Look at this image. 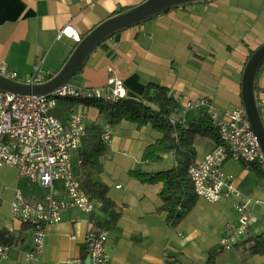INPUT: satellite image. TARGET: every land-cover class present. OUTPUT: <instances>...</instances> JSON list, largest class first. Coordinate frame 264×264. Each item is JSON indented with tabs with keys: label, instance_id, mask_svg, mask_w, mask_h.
<instances>
[{
	"label": "crops",
	"instance_id": "1",
	"mask_svg": "<svg viewBox=\"0 0 264 264\" xmlns=\"http://www.w3.org/2000/svg\"><path fill=\"white\" fill-rule=\"evenodd\" d=\"M143 0H0V70L26 81L39 65L45 79L55 74L77 44L58 33L72 27L82 38L107 17ZM264 43V0H206L172 9L137 26L124 29L102 42L72 80L76 86L102 88L120 79L126 98L143 101L150 83L168 88L176 99H208L218 113L243 107L241 79L250 54ZM256 96L264 123V63L256 78ZM125 98V99H126ZM71 111L86 114V126L108 125L98 109L79 101ZM204 111L185 112L184 124H192ZM173 117H182L181 112ZM65 119V120H66ZM107 141L109 154L95 179L106 185L121 209L111 221L94 201L92 212L69 207L61 220L47 226L44 250L37 260L26 259L33 247V230L13 217L11 204L17 190L29 203L42 202L50 193L66 198L63 181L49 191L18 176L16 168L0 169V230L12 237L8 256L0 264H88L86 236L107 230L106 251L112 264H162L167 251L181 264H204L210 250H217L216 264H264L263 254H252L244 243L264 232V205L250 204L256 218L247 233L229 250L218 241L228 223H237L235 204L245 197L264 203V176L252 165L229 159L223 168L235 177L241 196L210 203L197 197L193 207L177 223L168 221L158 208L163 200L162 182L142 183L130 171L164 170L176 164L173 154L151 163L147 145L161 137L150 124L139 127L123 120L114 125ZM215 143L195 138L194 162L203 159ZM75 157V156H74Z\"/></svg>",
	"mask_w": 264,
	"mask_h": 264
},
{
	"label": "built area",
	"instance_id": "2",
	"mask_svg": "<svg viewBox=\"0 0 264 264\" xmlns=\"http://www.w3.org/2000/svg\"><path fill=\"white\" fill-rule=\"evenodd\" d=\"M67 35L75 41L80 36L72 27H65L58 37ZM39 65L27 78L29 82H40L44 78L39 73ZM1 73L14 78L2 68ZM72 98L81 102L100 101L109 104L126 98V90L120 79H113L102 88H85L72 82L56 91L38 96H17L0 91V169L4 166L16 168L21 179H27L38 186L51 190L55 180H62L66 198L55 199L50 193L42 202H27L19 190L11 204L13 217L33 230V247L26 259L37 260L44 250L47 226L61 220V212L76 207L92 212L94 201L82 190L75 175V167L81 162V149L86 134V114L71 111L66 120H61L49 112L57 107L60 99ZM182 117L169 118L175 126L184 124L186 111H204L217 128L220 143L215 144L202 160L193 162L188 168V177L197 197L210 203L228 199L232 195L241 196L235 184V177L224 171L227 160L240 161L245 166L255 165L264 172V154L250 127L243 107L218 113L206 98L183 100L176 98ZM111 129L103 127L102 138L107 142ZM176 136V135H175ZM75 156V157H74ZM250 204L264 205L258 200L245 197L235 204L237 223H228L224 234L218 241L222 250H229L247 233L256 218ZM107 230L90 231L86 236L88 264H112L106 251ZM10 246L0 244V263L9 254ZM162 264H181L167 251Z\"/></svg>",
	"mask_w": 264,
	"mask_h": 264
},
{
	"label": "trees",
	"instance_id": "3",
	"mask_svg": "<svg viewBox=\"0 0 264 264\" xmlns=\"http://www.w3.org/2000/svg\"><path fill=\"white\" fill-rule=\"evenodd\" d=\"M78 102L72 98L60 99L54 109L55 116L65 120L66 114ZM88 103L98 109L100 117L108 125L127 120L135 122L139 127L150 124L161 132L160 138L146 146L145 155L151 163L158 164L163 161L164 154L171 153L176 158V164L153 172L132 170L130 174L142 183L164 184L160 192L163 203L158 211L165 212L168 221L177 224L193 207L197 198L187 173L195 158V138L199 136L209 138L215 144L220 143L217 128L209 116L203 112L197 122L173 126L169 118L180 112V106L167 87L156 83L146 86L143 101L126 98L114 104L100 101ZM102 131L103 127L94 123L86 128L80 153L81 162L75 167V175L82 190L115 222L121 215V209L109 196L108 187L95 179L103 171L102 159L109 154L108 143L102 138ZM256 170L264 176L262 170ZM11 242L9 232L0 230V244L10 245ZM244 243L250 253L263 254L264 232ZM217 255V250H210L204 264H216Z\"/></svg>",
	"mask_w": 264,
	"mask_h": 264
},
{
	"label": "water",
	"instance_id": "4",
	"mask_svg": "<svg viewBox=\"0 0 264 264\" xmlns=\"http://www.w3.org/2000/svg\"><path fill=\"white\" fill-rule=\"evenodd\" d=\"M206 0H143L141 3L117 12L99 22L77 42L76 46L59 68L49 78L29 82L11 78L0 72V91L17 96L46 95L72 82L91 53L112 35L142 24L172 9ZM264 63V43L248 57L241 79V97L250 127L264 154V123L256 96V78ZM89 263V258H87Z\"/></svg>",
	"mask_w": 264,
	"mask_h": 264
},
{
	"label": "rangeland",
	"instance_id": "5",
	"mask_svg": "<svg viewBox=\"0 0 264 264\" xmlns=\"http://www.w3.org/2000/svg\"><path fill=\"white\" fill-rule=\"evenodd\" d=\"M54 111H55V110H52V111H50L49 113H50L51 115H55V114H54Z\"/></svg>",
	"mask_w": 264,
	"mask_h": 264
}]
</instances>
